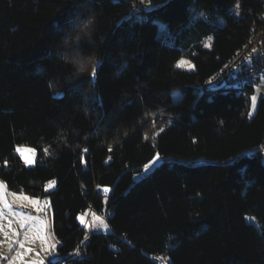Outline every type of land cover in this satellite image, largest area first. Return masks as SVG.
Masks as SVG:
<instances>
[{
    "label": "trees",
    "instance_id": "1",
    "mask_svg": "<svg viewBox=\"0 0 264 264\" xmlns=\"http://www.w3.org/2000/svg\"><path fill=\"white\" fill-rule=\"evenodd\" d=\"M134 1L0 0V178L50 196L47 264H264V96L249 117L254 84L209 82L264 0ZM90 208L110 230L84 240Z\"/></svg>",
    "mask_w": 264,
    "mask_h": 264
},
{
    "label": "rangeland",
    "instance_id": "2",
    "mask_svg": "<svg viewBox=\"0 0 264 264\" xmlns=\"http://www.w3.org/2000/svg\"><path fill=\"white\" fill-rule=\"evenodd\" d=\"M164 0H135L132 10H149ZM194 9L195 6L191 5ZM200 11L193 12L190 22L193 23ZM264 18V10L261 13ZM203 46L209 48L212 36L203 38ZM172 45L171 39L167 40ZM249 62V61H248ZM264 96V74L254 84L250 95L248 116H252L258 107L260 98ZM16 154L27 165H33L38 159L37 148L28 145H17ZM49 149L43 150V157L48 156ZM162 157L156 154L148 163L141 166L133 173V179L137 180L152 170ZM56 186V179L45 182V192H49ZM105 193L110 191L109 186H101ZM79 221L84 225L86 239L90 231H108L109 225L103 212L93 209L79 214ZM60 240L53 230V213L48 194L33 196L30 194L10 190L0 178V264H47L59 256L58 246Z\"/></svg>",
    "mask_w": 264,
    "mask_h": 264
},
{
    "label": "built area",
    "instance_id": "3",
    "mask_svg": "<svg viewBox=\"0 0 264 264\" xmlns=\"http://www.w3.org/2000/svg\"><path fill=\"white\" fill-rule=\"evenodd\" d=\"M262 74H264V28H257L249 42L213 75L209 82L224 79L228 84L241 87L255 84ZM155 259L162 264L167 262L166 255L155 256Z\"/></svg>",
    "mask_w": 264,
    "mask_h": 264
},
{
    "label": "clouds",
    "instance_id": "4",
    "mask_svg": "<svg viewBox=\"0 0 264 264\" xmlns=\"http://www.w3.org/2000/svg\"><path fill=\"white\" fill-rule=\"evenodd\" d=\"M90 209H92V208H90ZM110 230V229H109Z\"/></svg>",
    "mask_w": 264,
    "mask_h": 264
}]
</instances>
